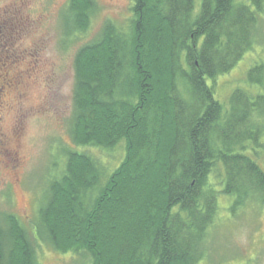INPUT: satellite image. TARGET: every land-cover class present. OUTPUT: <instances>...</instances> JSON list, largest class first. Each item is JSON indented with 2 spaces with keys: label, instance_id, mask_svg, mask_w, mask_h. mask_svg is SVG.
Listing matches in <instances>:
<instances>
[{
  "label": "trees",
  "instance_id": "trees-1",
  "mask_svg": "<svg viewBox=\"0 0 264 264\" xmlns=\"http://www.w3.org/2000/svg\"><path fill=\"white\" fill-rule=\"evenodd\" d=\"M97 10L70 0L66 37ZM261 19L264 0H134L126 32L108 21L76 55L70 133L83 149L123 145L125 159L112 171L65 152L33 232L1 216L0 264H42L41 240L90 264H197L221 197L235 218L264 207V62L228 105L216 97L218 78L257 45Z\"/></svg>",
  "mask_w": 264,
  "mask_h": 264
},
{
  "label": "rangeland",
  "instance_id": "rangeland-1",
  "mask_svg": "<svg viewBox=\"0 0 264 264\" xmlns=\"http://www.w3.org/2000/svg\"><path fill=\"white\" fill-rule=\"evenodd\" d=\"M69 1L0 0V218L14 215L31 233L48 183L62 173L68 151L101 159L112 171L126 156L123 145L113 151L79 148L70 120L77 53L100 37L108 21L126 32L134 0H95L98 10L89 28L67 38L64 14ZM257 62H264V19L254 50L218 78L221 103L228 105L238 87L248 88V70ZM258 162L264 169L262 155ZM232 203L220 198L206 257L197 264H264V207L248 208L235 218L228 210ZM36 255L42 264H90L88 258L61 252L46 240L36 246Z\"/></svg>",
  "mask_w": 264,
  "mask_h": 264
}]
</instances>
